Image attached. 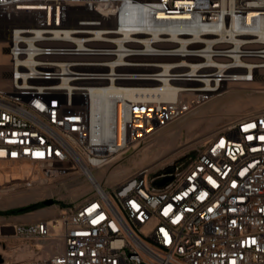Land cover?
Returning a JSON list of instances; mask_svg holds the SVG:
<instances>
[{"label":"built area","instance_id":"2783aa9c","mask_svg":"<svg viewBox=\"0 0 264 264\" xmlns=\"http://www.w3.org/2000/svg\"><path fill=\"white\" fill-rule=\"evenodd\" d=\"M182 1L0 0V164H70L86 176L209 104L219 86L225 92L221 80L237 75L243 46L180 38L154 44L151 61H170L172 78L210 81L172 98L127 96L139 88L126 78L145 73L127 65L148 56L139 42L146 38L121 30L124 8L143 9L150 21L160 13L203 15L206 29H222L243 9L239 29L264 41L250 34L264 28V0ZM107 90L104 132L92 125L90 98ZM196 151L113 187L94 185L56 219L0 223L1 264H264V109L239 117ZM18 253L27 257H10Z\"/></svg>","mask_w":264,"mask_h":264},{"label":"bare ground","instance_id":"6f19581e","mask_svg":"<svg viewBox=\"0 0 264 264\" xmlns=\"http://www.w3.org/2000/svg\"><path fill=\"white\" fill-rule=\"evenodd\" d=\"M182 2L183 4L192 3L190 0H184ZM184 6L188 7L189 5ZM243 12V9H240L237 11V14L231 15V23H225V27L223 26L222 29H206L200 23L204 19L203 15H193L186 12L179 15H165L163 13L153 14L151 21L149 20V15L147 14V12L143 9H139L138 7H127L120 12V14L118 15V21L121 30L122 28H127L130 31H134L133 34H140L142 36L139 37L146 38L145 40H141L139 42L145 45L144 51L145 55L148 56L147 60L145 62L131 63L127 65L129 67L128 70H131L130 72H145L140 74H130V77L126 78V82L124 83L125 85H128L130 87L139 88V91L133 89L127 95L129 98L134 100L142 99L146 101H154L163 98H172L177 92H182V94H185L190 87L200 86V84L210 81L208 79L170 77V75H168V70L173 68L170 61H151V59H153V56L156 54L153 47L156 43H162L165 46H170L180 38L198 42L209 38H216L230 43H239L243 46L244 51L242 52L241 59L236 62L238 67L237 75L232 78H224L221 80L223 87L226 90L225 92L219 93L221 92V86H219L220 89L219 91L215 92L213 101H211L203 108L197 109L188 114L183 119L175 122L177 123L176 125L172 126V124L169 127L165 128L164 130H168H166L162 134L157 133L158 135L152 139L153 141H156L155 145L148 143V145L142 151L143 153L139 160L133 162V164L130 166L120 167L119 169L110 173V175L106 177L107 182L112 183L123 177L125 174L129 173L131 170L139 166H143V164L145 163H157L163 157L170 155L172 152L179 149L178 142L182 138L184 132L190 130L194 125L200 122L207 113L218 107L220 101H222L223 99L225 100L226 98H230L235 93H237V90L239 88L246 87L252 89L254 93L264 94V41H251L247 37L246 32L239 29L238 25L241 21ZM226 17L227 16L224 17L225 20ZM147 26H150L149 31L140 33L139 28H145ZM136 28L138 30H135ZM250 34L253 36H263L264 28H258L256 30L253 29L251 30ZM248 49H251L253 51V54L251 56H248L246 54V50ZM5 62V43L2 41L0 42V64H5ZM2 82L3 75L0 72V84H2ZM236 88L238 89L236 90ZM111 93L112 91L109 90L95 92L91 94L90 98L92 125L93 127L97 126L96 124L100 125L101 129L104 132L107 128L109 95ZM240 97L239 99H241ZM243 110L244 112L248 111L247 108H244ZM171 126L172 128H170ZM165 138L169 139V142L165 141ZM161 141H165V143L167 142L166 145L157 152L152 153V149ZM132 148H136V146H133ZM88 170L90 172V174L88 173V178L94 185H96V187H99L104 179L105 169ZM21 173V170H17L15 168L0 167V178L2 179L6 177L14 178ZM39 182H42L43 186L45 185V182L43 180H39ZM9 184L12 185L11 182ZM10 185L3 187V190L0 191V193L2 195L4 194L5 196V200L8 203L7 207H15L19 203L37 201L35 198L20 195L17 191H15V187ZM29 185L31 184H28L27 186ZM45 187L47 188V186ZM90 189H92V186L90 187ZM86 191L89 190H85L84 192ZM23 199H27L25 200L26 202H24ZM42 215L44 214L42 213ZM29 216L30 215L20 218H27ZM2 239L3 238H0V242H2ZM10 257L14 258V260H21L26 258L27 254L18 253L11 255Z\"/></svg>","mask_w":264,"mask_h":264},{"label":"rangeland","instance_id":"374dc122","mask_svg":"<svg viewBox=\"0 0 264 264\" xmlns=\"http://www.w3.org/2000/svg\"><path fill=\"white\" fill-rule=\"evenodd\" d=\"M237 89L238 88H236V90ZM239 97L241 99H239ZM244 108H247L248 111L244 112ZM263 109L264 94L254 93L252 89L246 87L239 88L237 90V93H235L230 98H226L225 100L223 99L222 101H220L218 107L207 113L206 116H204V118L196 125H194L190 130L184 132L182 138L178 142L179 149L172 152L170 155L163 157L157 163H145L143 164V166H139L140 168L137 167L138 169L135 168L131 170L129 173L125 174L123 177L112 183L106 181V177H108L110 173L114 172L120 167L130 166L133 164V162L139 160L143 153L142 151L148 145V143L155 145L156 141H153L152 139L168 129L163 130L144 144H140L139 146H136V148H131L123 155L118 157L115 160L114 164L105 168V176L103 179L105 182L102 181L101 185H104L105 187H113L116 184L120 183L124 178L133 174L134 172H137L140 169L148 168L152 171L161 170L176 159H184V157L188 158L189 156L194 155L197 152L196 150L199 149V146L202 145L207 139L212 136L222 134V132H224V130L239 117L251 115ZM176 124L177 123L173 124L172 126ZM172 126L170 128H172ZM164 140L169 142V139L167 138H165ZM165 141H161L160 143H158V145H156L152 149V153L157 152L162 147H164L167 143H165ZM15 165L16 164H0V167H10L22 171L21 174L17 175L14 178H0V191L3 190V187L10 185L9 183L11 182L12 185L10 186L15 187V191H17L20 195L35 198L37 201L19 203L15 207H7L8 203L5 200L4 194L2 195L0 193L1 223H9L8 220L6 221L3 218L6 211L24 208L33 204H39V207L30 212L20 214L19 217H24L27 216L26 214L30 213L29 217L20 218L21 220H24L27 223L34 222L38 219H33V217L37 216V214L42 215V213H48L50 214L49 218L56 219L59 217L60 212L63 209L80 202L91 191L90 187H94V184L88 178V175L85 176L81 170L71 166L70 164H64L62 166H59L57 169L34 168L31 165H22V167H19V165ZM39 180H43L45 182V185L43 186L42 182H39ZM28 184L31 185L27 186ZM45 186H47V188ZM85 190L89 191L84 192ZM49 199L53 200V205L43 206L42 201H46ZM25 200L27 199H23L24 202H26Z\"/></svg>","mask_w":264,"mask_h":264},{"label":"trees","instance_id":"16d2710c","mask_svg":"<svg viewBox=\"0 0 264 264\" xmlns=\"http://www.w3.org/2000/svg\"><path fill=\"white\" fill-rule=\"evenodd\" d=\"M37 207H39V204H33V205H30V206H27V207H24V208L6 211L4 213V216H16V215H20L22 213L30 212V211L36 209Z\"/></svg>","mask_w":264,"mask_h":264},{"label":"water","instance_id":"95a60500","mask_svg":"<svg viewBox=\"0 0 264 264\" xmlns=\"http://www.w3.org/2000/svg\"><path fill=\"white\" fill-rule=\"evenodd\" d=\"M172 171V169H167L166 170V173H170ZM171 180V178L170 177H166V178H164L163 180H161V181H157V182H155V185L157 186V187H161V186H163L166 182H168V181H170ZM53 200H46V201H42V205L43 206H51V205H53ZM2 263V260H1V258H0V264Z\"/></svg>","mask_w":264,"mask_h":264},{"label":"crops","instance_id":"0c3cea01","mask_svg":"<svg viewBox=\"0 0 264 264\" xmlns=\"http://www.w3.org/2000/svg\"><path fill=\"white\" fill-rule=\"evenodd\" d=\"M50 214H48V213H46V214H44V215H38L37 214V216H34L33 217V219H47V218H49L50 216H49ZM3 218H8L9 220H11V221H9V222H12V221H19V220H21L20 219V217H19V215H16V216H4Z\"/></svg>","mask_w":264,"mask_h":264}]
</instances>
